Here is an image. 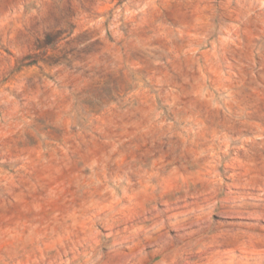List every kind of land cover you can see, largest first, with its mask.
<instances>
[{
  "label": "rangeland",
  "instance_id": "obj_1",
  "mask_svg": "<svg viewBox=\"0 0 264 264\" xmlns=\"http://www.w3.org/2000/svg\"><path fill=\"white\" fill-rule=\"evenodd\" d=\"M0 264H264V0H0Z\"/></svg>",
  "mask_w": 264,
  "mask_h": 264
}]
</instances>
